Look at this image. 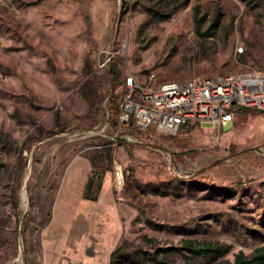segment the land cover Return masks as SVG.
I'll return each instance as SVG.
<instances>
[{"label":"rangeland","instance_id":"obj_1","mask_svg":"<svg viewBox=\"0 0 264 264\" xmlns=\"http://www.w3.org/2000/svg\"><path fill=\"white\" fill-rule=\"evenodd\" d=\"M245 71L264 72V0H0V243L12 240L0 264L252 254L264 244V112L239 110L221 134L132 132L144 143L116 122L127 76L157 87ZM159 148L200 169L174 177ZM15 201L18 226L2 237ZM188 238L231 249L194 255Z\"/></svg>","mask_w":264,"mask_h":264},{"label":"built area","instance_id":"obj_2","mask_svg":"<svg viewBox=\"0 0 264 264\" xmlns=\"http://www.w3.org/2000/svg\"><path fill=\"white\" fill-rule=\"evenodd\" d=\"M124 88L116 122L118 131L125 133L123 138L129 142L144 143L132 132L143 134L155 129L175 135L190 123L210 124L221 134L239 110L264 112V72L260 71L166 81L157 87L144 85L130 75L125 78ZM158 151L174 177L188 178L190 171L200 169L187 154L162 148Z\"/></svg>","mask_w":264,"mask_h":264},{"label":"trees","instance_id":"obj_3","mask_svg":"<svg viewBox=\"0 0 264 264\" xmlns=\"http://www.w3.org/2000/svg\"><path fill=\"white\" fill-rule=\"evenodd\" d=\"M111 159L113 158L111 157ZM184 243V249L194 255L206 254L221 256L231 249L230 246L222 247L220 241L201 242L197 239L188 238L184 240ZM229 264H264V244L255 248L252 254H246L244 251L238 252L234 260L232 262H229Z\"/></svg>","mask_w":264,"mask_h":264},{"label":"crops","instance_id":"obj_4","mask_svg":"<svg viewBox=\"0 0 264 264\" xmlns=\"http://www.w3.org/2000/svg\"><path fill=\"white\" fill-rule=\"evenodd\" d=\"M244 109H250V108H244ZM230 123L233 124L234 120ZM17 207H18L17 201H15V203H13V205H10V207H9L10 210L9 211L7 210V213H10V216L8 217L7 214L5 216H2V220H4V222L7 223V225L5 226V229L8 230V231L2 233V237L4 235L7 237V235L12 233L13 230L16 231V227L18 226V223H19V219H18V216L16 213ZM11 241H10V244L7 241H5L3 244L0 243V262L2 260H8L10 258L11 247H12ZM16 260H18V259H16Z\"/></svg>","mask_w":264,"mask_h":264},{"label":"bare ground","instance_id":"obj_5","mask_svg":"<svg viewBox=\"0 0 264 264\" xmlns=\"http://www.w3.org/2000/svg\"><path fill=\"white\" fill-rule=\"evenodd\" d=\"M24 192H26V190H25ZM22 193H23V192H22ZM26 195H27V194H26ZM26 201H27V197H25V201H23V197H22V207H25V206L27 205V202H26ZM22 253H23V252H22ZM22 253H21V254H22ZM21 254H20V255H21ZM17 259L19 260V258H17ZM20 261H21V260H20Z\"/></svg>","mask_w":264,"mask_h":264}]
</instances>
